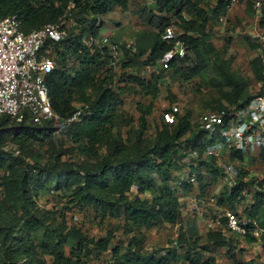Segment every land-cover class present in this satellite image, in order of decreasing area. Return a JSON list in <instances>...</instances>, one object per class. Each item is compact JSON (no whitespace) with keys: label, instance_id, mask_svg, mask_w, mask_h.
Listing matches in <instances>:
<instances>
[{"label":"trees","instance_id":"trees-1","mask_svg":"<svg viewBox=\"0 0 264 264\" xmlns=\"http://www.w3.org/2000/svg\"><path fill=\"white\" fill-rule=\"evenodd\" d=\"M208 1L150 0L137 11L140 24L146 27L136 35L135 50L129 42L108 36L111 42L120 44L123 52L121 59L113 62L109 46L97 44L104 25L100 17L116 9L128 11L130 0H0V18L18 13L25 31L57 22L63 16L69 20L66 36L60 42L48 43L56 67L49 73L47 83L54 110L61 118L72 115L78 105H88L80 121L64 125L63 136L55 135L50 120L35 123L25 116L24 122H15L11 116L0 115V168H10L21 156L16 152L23 156L30 148L41 150L45 145L52 151L47 163H32L25 157L23 171L1 184L6 188L5 199L13 216L17 219L20 215L18 225L0 222L3 264H87L91 258L101 261L106 254L107 264H172L182 252L185 264H218L217 253L221 249L235 264H264L256 260L240 261L237 256L242 243L264 241V176L248 178V162L264 164V151L246 157L240 150L232 149L223 158V164L240 165L239 174L230 186L223 181L227 175L222 162L204 156L206 146L220 138V133L210 134L200 120L192 123L190 115L181 116L176 104L163 114L165 121L168 114L176 118L173 130L165 122L157 130L149 150L143 151L138 146L134 156L121 152L120 138L115 133L119 126L132 129L137 123L141 138L149 126L153 100L158 97L160 86L167 84L168 77L189 81L212 62L221 75L219 83L235 89L231 104L242 105L253 97L241 96L243 86L237 75L228 70L212 41L211 26L229 13L230 0H217L216 4ZM171 24L178 28L177 39L185 42L188 53L163 63V54L175 44V40L166 41L162 37ZM259 25L264 30V5ZM249 39L250 45L256 48L257 43ZM252 72L254 77H261L259 57L252 61ZM129 91L151 96L150 104L138 102L137 119L124 106V95ZM217 110L225 122L228 108ZM7 121L11 123L6 126ZM221 127L218 124L217 131ZM8 142L18 149L6 150ZM105 145L109 150L95 165L64 158L76 151L85 156L97 155V148ZM7 156H11L9 161ZM183 156L192 159L188 164L190 172L184 171L187 164ZM193 173L197 175L195 183L187 178L177 188L179 179ZM49 181L75 207L93 205L101 219L117 220L115 228L128 238L114 243L117 238L113 229L104 236H90L79 226L69 225L65 213H49L46 209L40 214L36 196L42 191L50 192ZM214 182L226 187L217 197L215 209L227 205L241 209L243 200L250 199L240 214L256 219L258 227L263 229L258 236L237 235L216 228L208 230L202 240L194 233V226L186 232L183 220L189 215L183 212L181 194L209 199L211 196L207 195ZM252 186L253 192L247 194L245 191ZM133 191L135 194L131 195ZM0 204L3 205V200ZM222 221L225 223L226 219ZM167 225L180 228L175 244L169 248L146 249L148 233ZM38 232L39 240L28 237ZM18 251L27 262L21 263L23 259L17 255ZM47 256H51L52 263Z\"/></svg>","mask_w":264,"mask_h":264},{"label":"rangeland","instance_id":"rangeland-1","mask_svg":"<svg viewBox=\"0 0 264 264\" xmlns=\"http://www.w3.org/2000/svg\"><path fill=\"white\" fill-rule=\"evenodd\" d=\"M149 2L150 0H130V7L128 11L116 9L109 14L101 16L100 20L102 22L104 21L101 37L109 36L114 38L117 36L120 38L121 42L127 41L130 43L133 41V43H135L137 40L136 35L139 34V30L146 27H143L144 24H140L137 11L141 6L146 3L148 4ZM208 2L216 4L217 0H209ZM208 7L210 6L208 5ZM255 19V12L253 10L251 0H241L240 3L233 8V10L227 13L224 21H218L211 26V31L213 32L212 41L219 51V56L227 65L228 70L237 75L236 77L238 81L243 86V89H241V96L244 95L245 97H254L259 93V78L257 76L254 77L252 72V61L256 57V48L250 45L249 39L251 38L250 32L252 30V25L255 24ZM149 73L150 72L148 71L147 75ZM220 78L221 75L213 62L210 63V65L201 74L191 78L189 81H181L177 78H173V76L168 77L167 84L160 86V93L158 97L153 100V110L148 117L149 126L141 138L139 137L140 126L137 123H135L136 126L132 129L125 126H119L115 129V133L119 136L118 139L120 138L119 142L121 145V152H126L134 156L137 154L138 146H140L143 151L149 150V148H151L154 144L157 130L165 126V122L171 125L168 126V129L172 131L177 121L176 118L173 122L167 120L165 121V116H163V114L166 109L171 107L173 104L179 106L181 116L185 114L190 115L192 123L198 122L200 120L199 118L202 116L215 119L217 116H220V111L217 110L220 107H227L229 110L234 105H237L231 104V96L235 93V89H233L232 86L222 84V82L219 83ZM124 98L125 109L136 119L139 116L137 108L138 102L140 101L150 104L151 101L150 95H146L144 93L139 94L132 91L127 92L124 95ZM12 122L14 121L12 120ZM15 122H24V118H15ZM10 123L11 121H7L5 125L7 126ZM26 123L31 124L29 121H26ZM63 132L64 129L62 128L56 130L54 133L55 135L63 136ZM216 132L221 133V130L217 131L216 128ZM11 148L12 150L18 149V147L8 142L5 149L10 150ZM97 149V155L85 156L76 151L68 153L64 156V158L66 160L78 161L87 165H95L103 156H105V154H107L109 147L105 145L98 147ZM51 153L52 151L47 145L42 147L41 150H37L36 147L30 148L25 154H23V156L21 153L16 152V155H21L18 157L19 159L14 161L10 168H0V202L3 200V205L0 204V222L16 225L17 220L20 217L19 215V217L15 219L16 215L13 216L11 211L12 209H9L10 203L5 199L7 195L6 188H4L1 184H3L6 180L9 181L10 178L14 179L15 176H18L19 173L23 171V166H26L24 161L25 157L28 161L31 160L32 163L37 161L47 163ZM10 157L11 156H7V161L10 160ZM183 160L184 163L187 164L184 165V171L188 169L190 172L188 164L192 162V159L186 158L185 156ZM195 164L197 167L199 166L197 161ZM248 167V170L250 171L248 178H252L255 175L264 176L263 163L249 161ZM181 170H183V167ZM47 184V186L51 188L50 192L42 191L38 196H36L39 206L38 212L40 214L44 213V210L46 209H49V213L50 211L51 213L54 211L65 213V219L69 225L79 226L90 236H104L108 230L113 229L117 238L114 243L118 239L123 240L124 238H128L121 232V230L115 228L118 225L117 220H113L111 218L101 219V216L98 215L93 205L89 207L86 206L84 208L75 207L62 195L61 190L54 189L55 186L53 181H49ZM211 186L212 189L207 196H211V198L216 201L220 192L222 190L224 191L226 187H224L221 183L215 184V182ZM251 191L253 192V186L245 192L249 194ZM133 192L134 193L131 195L135 194V191ZM249 202L250 199L243 200L242 210L239 209L241 210L240 212L243 213ZM226 209L238 210L235 205H227L223 207L218 206L217 209H215L214 206L210 214L206 216L197 215V217H194L193 213H189V216H185V219L183 220V225H186V232H190L194 226V233L202 240L206 237L208 230H212L214 228H219L224 232H227L225 227L219 226L216 222L217 217L223 220ZM21 213L22 212L19 214ZM53 220H55V217H53ZM18 224L19 223H17V225ZM179 230L180 228L177 225H167L163 229H155L152 232H149L147 235L148 241L146 243V249L152 250L155 249V247H172V245L175 244L173 242L177 239ZM28 237L32 240H39V232L37 234L28 235ZM242 250L243 249H241L239 254L237 253L240 261H244V257H246L244 256V252ZM17 255L21 256L19 258L23 259L21 260V263L27 262L20 251L17 252ZM179 255V260L173 262L172 264H185L183 252ZM246 255L248 257V254ZM217 256L218 264H235L233 263V260L225 254L224 249L218 251ZM47 259L50 263H52L51 256H47ZM108 259L109 256L106 254L102 259H100L101 261L91 258L87 264H107ZM3 262L4 253L0 247V264H3ZM32 264H34V262Z\"/></svg>","mask_w":264,"mask_h":264},{"label":"built area","instance_id":"built-area-1","mask_svg":"<svg viewBox=\"0 0 264 264\" xmlns=\"http://www.w3.org/2000/svg\"><path fill=\"white\" fill-rule=\"evenodd\" d=\"M240 1L230 0L227 5L228 12ZM252 1L257 23L252 25L250 36L257 43L256 57L260 58L261 64L259 93L242 105H234L227 111L225 122L222 116L215 119L206 116L200 118L202 126L209 130L210 134L216 132L218 124L222 126L221 137L208 144L204 150L205 157H215L221 162L232 149L240 150L246 157L264 151V30L259 25L264 0ZM220 20L224 21L225 17L222 16ZM68 24L69 20L63 16L57 22L25 31L18 13L0 18V115L13 118L27 116L35 123L50 120L53 122L54 130H59L64 125L80 121L87 113L88 105L83 104L77 106L69 117L61 118L54 110L47 83L49 73L56 67L48 43L60 42L67 34ZM176 29V26L171 24L164 30L163 39L175 40V44L163 54L161 58L163 63L180 59L188 53L185 42L177 39ZM97 44L101 47L109 46L113 62L121 59L123 52L118 42H111L108 36H102L97 40ZM133 44L130 42L129 46L133 47ZM166 119L173 122L175 118L168 114ZM239 166L235 162L224 163L227 176L223 181L232 186L239 174ZM187 178L189 182L197 181L195 173L187 175L177 181V188L180 189ZM133 188L137 189L136 186ZM180 200L184 213H196L198 216L209 215L211 211L209 209L216 207L217 204L212 198L204 199L196 195L181 194ZM223 217L226 219L225 223L219 217L216 222L228 231L240 235L247 233L259 235L263 231L258 227L256 219L240 214L239 209L235 211L226 209Z\"/></svg>","mask_w":264,"mask_h":264},{"label":"crops","instance_id":"crops-1","mask_svg":"<svg viewBox=\"0 0 264 264\" xmlns=\"http://www.w3.org/2000/svg\"><path fill=\"white\" fill-rule=\"evenodd\" d=\"M254 22L257 23L256 19ZM256 236H258V235H256ZM240 248L243 249L242 251L244 252V256H246V257H244L245 258L244 261L256 260V261L264 263V255H263L264 254V241L263 240L258 239V241H255V242L243 243L237 249L238 252H240L239 251ZM246 254H248V257Z\"/></svg>","mask_w":264,"mask_h":264},{"label":"clouds","instance_id":"clouds-1","mask_svg":"<svg viewBox=\"0 0 264 264\" xmlns=\"http://www.w3.org/2000/svg\"><path fill=\"white\" fill-rule=\"evenodd\" d=\"M237 105H239V104H237Z\"/></svg>","mask_w":264,"mask_h":264}]
</instances>
